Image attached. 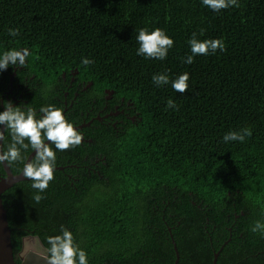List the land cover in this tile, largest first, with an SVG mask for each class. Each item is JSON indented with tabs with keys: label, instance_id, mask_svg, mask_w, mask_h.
Masks as SVG:
<instances>
[{
	"label": "trees",
	"instance_id": "1",
	"mask_svg": "<svg viewBox=\"0 0 264 264\" xmlns=\"http://www.w3.org/2000/svg\"><path fill=\"white\" fill-rule=\"evenodd\" d=\"M237 4L217 12L202 0H0V56L29 52L23 67L0 70V93L10 74L15 90L32 82L47 89L63 73L77 78L83 96L64 110L58 89L59 99L36 92L26 104L25 96L11 94L18 100L14 108H32L40 119V109L52 106L68 123L92 101L94 112L105 103L120 111L110 120L114 125L93 119L79 146L60 151L49 143L56 162L46 190L34 189L25 177L0 194L15 264L23 237L34 236L48 256V238L61 235L62 227L87 264H173L170 241L176 264H210L216 251L215 264H239L233 261L251 249L238 248V231L257 252L240 264H264V231H253L257 222L264 224V0ZM157 28L174 41L166 59L137 55L140 30ZM193 33L199 41L222 40L224 50L185 63ZM84 58L92 63L83 65ZM184 73L188 89L179 93L172 82ZM157 74L169 83L155 84ZM169 100L176 108L167 107ZM4 127L2 153L12 143ZM242 129L251 137L224 141ZM31 149H21L23 162L6 163L12 174ZM84 153L99 159L84 161L80 170L57 168L82 163ZM233 213L232 240L220 248L222 222ZM203 225L218 228L209 234Z\"/></svg>",
	"mask_w": 264,
	"mask_h": 264
},
{
	"label": "clouds",
	"instance_id": "2",
	"mask_svg": "<svg viewBox=\"0 0 264 264\" xmlns=\"http://www.w3.org/2000/svg\"><path fill=\"white\" fill-rule=\"evenodd\" d=\"M202 2L217 12L230 6H239L237 0H202ZM18 34V29H9V35L15 37ZM195 37L196 34L193 33V38L189 41L192 54L184 60L187 64L194 62V56L208 55L216 50H224L225 46L222 40L199 41ZM137 41L140 45L137 55L158 60L166 59L169 49L174 45V41L159 28L151 33L141 29ZM28 55L27 49L10 50L3 53L0 56V70H7L9 65L23 67ZM82 63L87 66L92 61L84 58ZM188 80V73L180 75L172 82L173 89L179 93L186 92ZM153 82L157 85H166L169 83V78L167 75L157 74L153 76ZM6 105L5 110L0 113V125H4V128L10 131L12 143L7 151L0 153V164L7 163L10 165L15 162H23L21 149L27 150L30 145L35 151V157L33 161L24 164L23 175L33 182L32 187L34 189L42 192L54 179L56 154L49 147V143L55 144L56 149L64 151L79 146L83 137L72 124L68 123L60 109L52 106L42 107L40 112L43 115L40 119H36L35 110L32 108H28L25 112L20 107L14 108L11 102L6 103ZM167 107L176 108V105L172 100H169ZM251 135L250 129H242L240 132L225 134L223 139L225 142H244L245 138L251 137ZM2 140H4V133L0 131V141ZM25 140L28 143H25ZM34 199L39 202L42 197L36 195ZM257 230L264 231V224L257 222L253 231ZM61 233V235L48 238L50 248L48 249L49 255L44 257L46 264H87L86 253L75 244L72 233L63 227Z\"/></svg>",
	"mask_w": 264,
	"mask_h": 264
},
{
	"label": "flooded vegetation",
	"instance_id": "3",
	"mask_svg": "<svg viewBox=\"0 0 264 264\" xmlns=\"http://www.w3.org/2000/svg\"><path fill=\"white\" fill-rule=\"evenodd\" d=\"M60 77H61V80L59 82L55 83L53 86H50L47 89L44 86L38 84L37 82H32V83H24V86L20 85V84H17L14 87L15 90H12L13 87L11 86V83H12V79H11V83L9 82L8 89L0 93V109H1V113L5 110V108L7 106L6 104H4V102H3L4 100L3 99L7 98V96H9L11 94H16L18 97H22V95L25 96L26 98L22 102L24 104H26L27 102L30 101V98L37 96V93L42 94L44 96V93L49 92V91L51 93L50 99L51 98L59 99L57 97V95L54 93V91L56 89L62 91L61 93H58V94H60V96H61V102H62V104L64 106V110L72 108L73 104L74 105L76 103L78 104L79 103L78 101H80L82 99V97H83L82 95H80L79 92H77L79 90V83H77V81H76L77 78L74 75L70 76L69 78H66L64 76V74L61 73ZM32 79H33V75H30V76H28V79L26 81L28 82V81H31ZM34 87H36L37 89H34ZM32 91H35V92H32ZM109 93H110V91H108V94ZM52 95H53V97H52ZM107 97H109V95H107ZM11 98L12 99H11L10 102H11L12 106H14L18 102V100L16 98H14L13 95H11ZM103 107H104V110L98 108L97 111L94 112L92 110V109H94V101H92L91 107L88 108L87 111H84V113L81 112L79 114V116L76 117L77 119L71 120L70 124H72L73 127L78 131V133H80L82 135V137H83L85 127H89L91 125L93 119H97V120L106 119L107 120L106 122L111 123L110 120H112V116H115V115H117L120 112L119 110L117 111V107L118 106L116 104H114L112 107L109 108L107 103H105V105ZM25 108H26V106H25ZM89 111L94 112V115L93 114L91 115ZM103 111H105V112H103ZM115 123L116 122L113 121L111 124L114 125ZM97 159H99V157H95L93 161L91 159H87V156L84 153L83 162L84 161H88V163L95 164V161ZM66 162H68V161H66ZM83 162L80 163V162L77 161L75 163L74 162L67 163L64 166H57V168L64 169L67 166H71L72 168H76V169L80 170V167L82 168V167H85L87 165L85 162L84 163ZM2 172L4 173L3 169H2ZM4 174L0 175V176H4ZM225 216H226V219L224 218V222H222L223 226L221 228L222 232H221V237H220V239H221L220 248L223 247V245L228 244V242L232 240V232L234 231L235 223L238 221L237 220L238 215L235 214V213H233L231 216L229 214H226ZM233 224H234V226H233ZM204 226L205 225H203V228H205V230L208 231L209 234H211V232L214 230V228H218L217 226L215 227V225L211 226L209 229H207ZM224 233H225V236H226L225 238H223L224 237ZM24 239H25V237H23L21 239L20 250L16 254L18 260H19V255L22 252H24V250H23ZM33 239H35L36 242L39 244V242L37 241V239L35 237H33ZM233 239H237L238 248L243 246L242 244H245L246 246L250 247L251 250H253L252 248H254L253 244H251V243H249V245L247 244L246 238L244 237V234H243V231H238V235L236 236V238H233ZM170 242L172 244V241H170ZM39 246H40V244H39ZM41 249H42V247H41ZM172 250L174 252L173 244H172ZM251 250H250V253L247 256L251 257L253 259V258L256 257L257 252H251ZM33 251H35V250H33ZM39 252L42 253V254H45L44 249H42V251H39ZM213 253H216V257H217L218 251L213 252ZM213 253H212V256H213ZM174 256H175V252H174ZM247 256H241L240 255V257H238L233 262H236V263L240 264L241 261L247 259ZM211 260H212V258H211ZM215 261H216V258H215ZM143 263L144 264H148L149 262L144 260ZM210 264H211V262H210Z\"/></svg>",
	"mask_w": 264,
	"mask_h": 264
},
{
	"label": "water",
	"instance_id": "4",
	"mask_svg": "<svg viewBox=\"0 0 264 264\" xmlns=\"http://www.w3.org/2000/svg\"><path fill=\"white\" fill-rule=\"evenodd\" d=\"M12 74L9 76V82L11 81ZM108 92V91H107ZM3 126L0 125V131H3ZM48 143L47 141H45ZM0 153L1 152V141H0ZM35 154V151L31 149V151L27 154L24 164L30 162V159ZM17 174H12L8 168L6 163L1 164L2 169L4 171V176H0V194L8 187H10L14 182L19 181L24 177L23 175V168ZM34 236L27 235L25 238L32 239ZM173 244V241H172ZM41 246V245H40ZM173 249L175 252V258L173 264H176L178 254L176 252V248L173 245ZM46 254H42L40 252H36L33 250H26L19 255V264H46L44 260ZM216 253H213L211 264H215ZM0 264H15L12 249H11V242H10V229L7 225L6 220V213L0 199Z\"/></svg>",
	"mask_w": 264,
	"mask_h": 264
},
{
	"label": "rangeland",
	"instance_id": "5",
	"mask_svg": "<svg viewBox=\"0 0 264 264\" xmlns=\"http://www.w3.org/2000/svg\"><path fill=\"white\" fill-rule=\"evenodd\" d=\"M23 243H24V247H23L24 251L26 250H35L37 252L42 251L39 244L33 238L30 240L28 238H25Z\"/></svg>",
	"mask_w": 264,
	"mask_h": 264
}]
</instances>
